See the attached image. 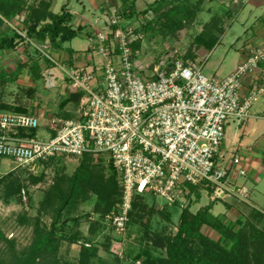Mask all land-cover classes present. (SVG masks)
<instances>
[{
	"label": "built area",
	"instance_id": "2783aa9c",
	"mask_svg": "<svg viewBox=\"0 0 264 264\" xmlns=\"http://www.w3.org/2000/svg\"><path fill=\"white\" fill-rule=\"evenodd\" d=\"M249 1L232 0L231 7L238 15ZM139 19L134 25L121 10L112 11L106 29L92 39L100 63L68 68L45 53L65 70L72 92L81 93V115H48L43 124L36 112L0 111V159L10 158L17 167L42 174L62 154L108 155L118 173L121 199L107 217L121 231L127 228L137 194L149 192L173 204L194 185L208 189L214 199L236 196L250 204L249 190L234 183L247 173L241 156H233L227 166L218 157L230 120L246 119L254 100L264 96V48L252 51L223 78L205 75V60L166 56L160 64L144 65L134 52L147 24ZM248 76H261L262 81L245 94ZM45 80L56 85L54 77ZM40 127L52 136L37 138ZM26 194L22 189L24 198Z\"/></svg>",
	"mask_w": 264,
	"mask_h": 264
},
{
	"label": "rangeland",
	"instance_id": "374dc122",
	"mask_svg": "<svg viewBox=\"0 0 264 264\" xmlns=\"http://www.w3.org/2000/svg\"><path fill=\"white\" fill-rule=\"evenodd\" d=\"M227 3L231 4L232 0ZM142 6L140 11L137 10L141 14L127 18L134 25L140 24L139 18L149 25L144 30V39L134 46L137 60L152 66L160 64L166 56L205 60L203 73L207 76H214L219 65L224 75L231 70L236 52L235 47H231L232 35L239 24V15L233 11L224 15L226 2L154 0ZM148 8L152 12H142ZM2 34L7 32L2 30ZM209 39H216L217 42L212 51L206 47ZM86 44L83 35L72 40L76 49ZM49 51L53 55L52 47L49 49L37 41L32 44L24 37L15 48L0 52V111L14 112L18 105L27 106L30 107L29 111L36 112L42 118L43 124L53 115H70L73 118L81 115L78 103H70L65 107L61 105L70 91L68 86H64L69 80L63 68L60 67L57 74L48 73L42 75L40 80H35L32 67L40 65L39 62L43 70L55 65L45 55ZM148 72L146 69L143 71L145 78H148ZM47 76L54 77L56 85L48 86L44 79ZM5 104L10 106L2 108L1 105ZM34 135L39 139H48L52 132L40 127ZM52 162L53 165L41 174L17 167V163L10 158L0 159V264L22 263L34 247L38 235L50 231H54L55 251L42 252L34 264H141L145 258L142 254L146 251L155 256L167 255L165 249L155 247L148 240L149 235L154 233L152 230L163 235L176 234L180 212L189 202L192 212L196 213L210 199L219 202L228 198L214 199L208 189L198 186L203 191H193L189 186L195 193L185 190L173 203L172 210L166 198L148 192L139 199L128 228L121 231L110 223L106 214V201L91 189H87L76 201L66 198L65 201L69 202L63 206L64 202L58 194L68 195L69 178L79 166L81 157L62 154ZM111 164L106 154L92 157V169L103 171L104 178L109 181L118 178ZM22 189L27 192L26 198L22 196ZM258 202L261 204L259 207L249 206L251 211L264 213V199ZM58 209H61L60 216L57 215ZM167 214H170V220ZM260 229L264 232L263 227ZM200 233L197 239L189 243L200 254L206 252L207 255L215 256L218 251L222 252L215 244L221 235L213 226L202 225ZM80 241L91 245H81ZM222 241L221 245L229 247L232 244L229 240ZM247 244L252 251L259 252V246ZM236 252L232 251L231 254L236 255Z\"/></svg>",
	"mask_w": 264,
	"mask_h": 264
},
{
	"label": "crops",
	"instance_id": "0c3cea01",
	"mask_svg": "<svg viewBox=\"0 0 264 264\" xmlns=\"http://www.w3.org/2000/svg\"><path fill=\"white\" fill-rule=\"evenodd\" d=\"M222 1L226 2L227 5L224 15H226V13L227 15L230 14L231 11L234 12L231 4L227 3L228 0ZM149 2H154V0H22V7H24L22 12L12 19H6L1 16L4 21L0 23V32L2 30L9 32L15 29L26 37L28 26L33 21L37 20V16L42 17L39 23V26H41L51 22L52 14L62 13L65 9L72 14V19L69 24L72 25L73 28L80 27L82 29L79 35H83L86 38L87 44L85 47L80 46L76 49L72 45V39L66 41L61 50L52 53L53 56H56V58L68 68L84 67L88 66L91 62L100 63L102 61L98 54L91 51L92 39L96 33L106 29L112 11L115 8L124 10L131 5L134 11H140L143 8L142 5L147 6ZM34 10L38 11L36 14L34 13L35 15H33ZM238 15L239 24L235 27L236 29L232 35L233 42L231 47H235L234 49L236 50L234 60L232 61V67L231 70L224 75L219 65L214 74V76H218L219 78H223L235 71L238 65L246 60L252 51L264 48V0H250L249 3L239 9ZM27 39L31 41L32 44H34L35 41L42 42L43 46L51 49L49 39L44 41L28 37ZM67 43L69 45L64 47ZM238 43L240 45L237 47L236 45ZM216 44L210 51L215 49ZM41 66L43 65L41 64ZM59 69L60 67L52 66V68L42 70V75H46L50 73V71H52L53 74H57L56 71L60 72ZM261 81V76L246 77L243 92L247 94L256 82ZM64 86H67V84L65 83ZM69 90L72 91L71 89ZM235 155L241 156V166L247 170V173L243 176H237L234 183L236 186H245L249 190L251 197L250 204L233 196L220 200L219 202H214L210 199L204 207L210 205V213L212 216L241 226L243 224L242 220H246V218L251 216L252 209H250L249 206L259 207L261 204L258 201L263 202L264 199L263 95L258 96L254 100L251 114L246 119L239 121L232 118L228 123L226 139L222 144L218 162L221 165H230ZM190 188L193 191H203L202 188L198 187L192 189L191 185ZM190 188H187L186 192L195 193L191 191ZM168 205L169 209L174 206V204L171 203H168ZM189 207L191 210V206ZM244 214L246 217H244ZM230 215L231 217H229ZM260 224V227L264 228V222Z\"/></svg>",
	"mask_w": 264,
	"mask_h": 264
},
{
	"label": "trees",
	"instance_id": "16d2710c",
	"mask_svg": "<svg viewBox=\"0 0 264 264\" xmlns=\"http://www.w3.org/2000/svg\"><path fill=\"white\" fill-rule=\"evenodd\" d=\"M23 8L22 0H0V23H3L4 21L1 16L6 19H12L17 14L22 12ZM121 11L125 19L135 16L136 14H141L139 11H134L132 5ZM149 11L152 10L148 8L142 12L148 13ZM37 12L38 11L34 10L33 15H35ZM41 18L42 17L37 16V20L33 21L28 26L26 37L15 29L10 30L7 32V34H2L1 31L0 52L4 49L15 48L19 41L24 39V37L36 38L39 41L49 39L50 47H52L53 52H56L62 49L63 44L66 41H70L77 37L82 30L80 27L73 28L72 25L69 24L72 19V14L67 12L65 9L62 13L52 14L50 23L39 26ZM147 26H149L148 23L143 25L141 29L146 30ZM215 44L216 39H209V41L206 43V47L208 50H211ZM42 70L43 67L41 64H36L34 67H32V74L36 81L42 78ZM80 98L81 93H73L72 91H69L68 95L63 99L61 105L62 107H65L69 103L79 104ZM1 106L4 108L10 105L5 104ZM29 108L30 107L22 105L15 107L16 111L18 112H27L29 111ZM92 157H94L92 154H84L81 157L79 166L75 170L74 174L69 178L68 195H58L64 202L63 206H65L68 204V200L71 198L76 201L82 193H84L87 189H91L99 197L106 201L108 206L106 214H109L121 199L119 181L118 178L109 181L104 178L105 176L103 171L100 170L98 172L97 170L92 169ZM111 165L116 171L113 164ZM116 174L118 176L117 171ZM191 187L194 189V187L197 186L191 185ZM143 197V194H137L134 197L133 207L130 211V220L127 223V228L131 222V218L133 217L132 215L134 209L138 208L137 205L139 199ZM66 198L68 200L65 201ZM210 208L211 206L208 205L198 210L196 213H193L189 206L184 207L181 212L180 222L178 224V230L176 234L163 235L151 229L154 233L149 235L148 240L151 241L155 247L165 249L167 255L155 256L149 253V251H146L142 254L143 257L145 256V258L141 264H264V232L260 229L259 225L263 222L264 213H261L260 211V213L252 211L251 216L246 218V220H243L244 223L238 227L237 224L226 222L224 219L212 216L210 213ZM143 209H146V207ZM57 213V215L60 216L61 209H58ZM169 215L167 214L170 220L171 216ZM253 219H256L257 221L254 222L252 221ZM202 225L213 226V228H215V230L221 235L217 242L215 241V244L221 249L222 252L218 251V254L215 252V256L207 255L206 252L204 254L202 253V255L192 245L189 244L191 241H194L201 235L200 229ZM38 236L39 237L37 241H35V245L28 257L24 258L22 263L19 264H34L42 255V252L48 250L55 251L54 242L56 239L54 238V231H50L45 234L40 233ZM222 239L225 241L229 240L232 244H230L229 247L228 245H221L220 243L223 242ZM247 243H251V245L257 247L259 246V252L252 251L253 249L249 247ZM232 251L238 252H236V255H233L231 254Z\"/></svg>",
	"mask_w": 264,
	"mask_h": 264
}]
</instances>
